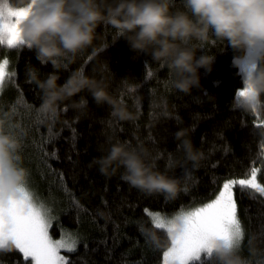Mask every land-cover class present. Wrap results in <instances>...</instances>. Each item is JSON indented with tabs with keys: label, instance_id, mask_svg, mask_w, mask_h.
Here are the masks:
<instances>
[{
	"label": "trees",
	"instance_id": "obj_1",
	"mask_svg": "<svg viewBox=\"0 0 264 264\" xmlns=\"http://www.w3.org/2000/svg\"><path fill=\"white\" fill-rule=\"evenodd\" d=\"M177 10H184L183 0H172L170 12ZM192 44L197 59L206 55L214 60L211 70L198 69L199 86L188 93L175 88L166 64L134 52L106 23L96 29L91 45L63 59L58 68L42 64L34 49L0 46V63L8 61L0 110L19 144L16 154L38 162V189L58 218L51 236L60 238L65 231L79 239L74 252L61 251L69 264H161L167 235L154 227L151 212L174 215L182 207H199L214 198L224 180L245 178L253 167L260 170L257 179L264 186V112L253 114L236 104L245 77L234 58L244 57L246 50L238 52L211 33L206 42ZM78 73L100 84L107 100L97 103L85 88L59 103L56 116L42 112L39 83L55 75L57 84L65 85ZM81 98L85 107H72ZM118 110L131 118L119 119ZM178 132L202 154L198 165L178 147ZM117 141L145 148L146 163L178 180L182 191L177 198L131 187L121 179L122 167L109 165L102 172L100 161ZM234 199L244 232L236 255L243 264H264V196L237 189ZM149 232L165 246L151 244ZM0 264L24 261L13 249L0 252Z\"/></svg>",
	"mask_w": 264,
	"mask_h": 264
},
{
	"label": "clouds",
	"instance_id": "obj_2",
	"mask_svg": "<svg viewBox=\"0 0 264 264\" xmlns=\"http://www.w3.org/2000/svg\"><path fill=\"white\" fill-rule=\"evenodd\" d=\"M171 3L172 0H0V7L14 13L11 21L15 23L21 46L34 49L42 64L60 67L63 59L74 58L91 45L96 29L106 23L117 30L134 52H143L166 64L175 76V88L186 93L199 86L198 69L211 70L214 60L206 55L197 59L198 48L192 44L193 40L206 42L211 33L238 52L254 49L251 67L245 73V94L239 96L236 104L253 114L264 112V0H183L184 10L174 13L170 12ZM240 63V58H234V66ZM57 79L52 75L39 83L43 91L41 111L52 117L57 115L59 103L85 88L97 103L107 100L102 86L82 73L75 74L65 85H58ZM85 105L81 98L72 107L83 109ZM114 114L121 120L131 118L123 110ZM261 134L264 135V130ZM176 135L181 139L178 147L184 150L187 160L198 165L202 154L185 133ZM18 147L17 140L0 127V203L24 195L26 172L17 164ZM147 155L142 146L117 141L100 161L101 171L105 172L109 165L122 167L121 179L131 187L149 195L159 193L167 199L177 198L182 191L178 180L154 170V166L145 162ZM182 228L183 220L178 213L165 229L167 248ZM148 239L156 247L165 246L154 232L148 233ZM11 250V246L6 249ZM190 261L243 264L236 251L223 241L212 243Z\"/></svg>",
	"mask_w": 264,
	"mask_h": 264
},
{
	"label": "snow or ice",
	"instance_id": "obj_3",
	"mask_svg": "<svg viewBox=\"0 0 264 264\" xmlns=\"http://www.w3.org/2000/svg\"><path fill=\"white\" fill-rule=\"evenodd\" d=\"M12 15L14 13L11 10L0 7V46H21L15 23L11 21ZM7 63L6 59L0 63V86L5 82ZM250 67L251 65L246 68V72ZM244 94L245 90L242 88L237 96L238 101L239 96ZM260 123L264 124V121ZM258 172L260 170L253 167L245 178L224 180L214 192V198L202 206L192 210H184L182 207L178 213L183 220V228L174 236L172 246L163 252V264H188L216 241H223L226 246L237 251L243 231L237 217L235 190L264 196V186L257 179ZM76 207L80 209L78 203ZM178 213L171 218L160 213L150 215L154 227L165 231ZM57 219L52 215L51 208L34 198L25 181L24 195L21 198L0 203V252L11 246L12 250H18L22 254L24 264H69L61 251L74 252L79 239L75 234L65 231H62L60 239H53L49 229Z\"/></svg>",
	"mask_w": 264,
	"mask_h": 264
},
{
	"label": "rangeland",
	"instance_id": "obj_4",
	"mask_svg": "<svg viewBox=\"0 0 264 264\" xmlns=\"http://www.w3.org/2000/svg\"><path fill=\"white\" fill-rule=\"evenodd\" d=\"M246 52L247 53L245 54V56L240 58L241 63L239 64L240 69L244 74V77H245V73H246V68L248 66H250L251 60L255 55V50L250 48V49H247ZM2 89H4L3 85L0 86V94H2V91H3ZM0 127L3 128V131L5 132V134H9V129H8L9 126L7 123V119L5 118V115L2 112V110H0ZM17 155H19V154H17ZM19 157H20V159H19V161H17V164L19 167L23 168L26 172V187L34 194V198H38L40 201L44 202L49 208L52 209L51 204L48 203V199L45 197V195H42L40 193V190L38 189V187L39 188L42 187V183L39 182L37 174L35 173V172H38V170H37L38 162L35 159H32L30 156H25V155L20 156L19 155ZM48 198H49V200H51L50 197H48ZM194 208H196V207H194ZM194 208L186 209V210H192ZM155 213H160L161 215H164L168 218H171L173 216V215L164 214L160 211L151 212V214H155ZM52 215H53V212H52ZM242 231H243V229H242ZM49 234L51 236L50 229H49ZM243 236H244V232H243ZM243 236H242L238 250L240 249V247L243 243ZM60 238H53V239H60ZM61 255L64 256L62 253H61ZM190 262H192V261H189L188 264ZM161 264H163V261Z\"/></svg>",
	"mask_w": 264,
	"mask_h": 264
},
{
	"label": "bare ground",
	"instance_id": "obj_5",
	"mask_svg": "<svg viewBox=\"0 0 264 264\" xmlns=\"http://www.w3.org/2000/svg\"><path fill=\"white\" fill-rule=\"evenodd\" d=\"M237 204V203H236Z\"/></svg>",
	"mask_w": 264,
	"mask_h": 264
}]
</instances>
